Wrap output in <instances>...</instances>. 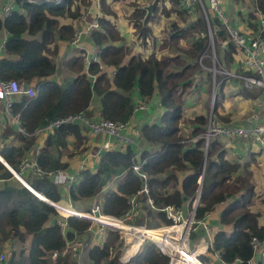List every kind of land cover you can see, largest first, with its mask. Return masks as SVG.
I'll list each match as a JSON object with an SVG mask.
<instances>
[{
    "label": "trees",
    "instance_id": "trees-1",
    "mask_svg": "<svg viewBox=\"0 0 264 264\" xmlns=\"http://www.w3.org/2000/svg\"><path fill=\"white\" fill-rule=\"evenodd\" d=\"M120 1L123 0L97 1L101 13L96 19L99 30L89 34V41L98 49V62H90L85 67L83 52L73 55L62 63V68L73 77L65 84L58 85L47 80L55 73L52 59L58 53V43L71 40L74 30L68 21L79 20L91 0H60L57 3L55 0H11L14 9L4 17L0 16V31L6 33L0 56V79L35 82V97L14 103L9 117L17 116L22 130L30 134L38 127H45L68 115H88L87 110L94 97L98 101L96 121L124 123L133 116L134 93L143 103L156 97L161 108L157 122L144 123L138 131L141 142L157 147L155 150H141L138 153L139 158L144 160L142 172L147 177L146 185L153 206H173L178 209L185 201L189 204L195 196L199 186L197 182L201 177L195 219L201 220L206 214L213 212L216 205L226 202L218 220L221 226H230V231H211L208 249L212 259L198 256L197 261L202 264L211 261V264H219L220 261L231 264L238 260L245 264L252 257L251 238L259 243L264 240V225L258 224L259 214L251 210V201L255 197L254 186L250 182L251 170L247 171L243 167L242 173L237 175L241 167L235 162L226 161V150L219 143V138L209 141L206 151H203L205 116H182L185 101L183 97L188 91L194 90L193 80L210 67L207 38L199 36L206 31L200 9L198 6L193 8L192 21L183 27L188 15L182 9L180 1L166 0L167 5L169 2L172 4L170 10L165 8V3L160 5V15L168 17L173 14L177 17L168 31L170 44L176 46L179 42H190L182 52L184 60L177 56H157L148 47L154 43L152 39L146 40L151 32L149 24L155 17L157 3L161 0L148 2L151 14L143 24L140 21L144 11L140 7L134 8L129 16L130 22L134 23H130L132 34H138L142 52L133 53L124 46L123 38L111 21L115 16L113 5ZM225 2L223 0L224 9ZM250 5H255L264 13V0H253ZM206 13L209 14V11L205 10ZM209 15L210 28H217L212 35L217 63L228 70L234 68L232 73L252 75L242 67L237 48L230 43L224 51L219 47L222 41H226L225 29L216 18ZM245 22L246 34L255 33L257 24L254 15L247 14ZM149 49L150 52L147 53ZM199 58L200 64L197 62ZM105 69H110L112 75H108ZM205 76L208 79L210 75L206 72ZM229 81L239 85V95L242 98L254 99L236 80L222 79L216 82L217 91L211 115L220 124L229 123L227 116L223 117L218 113L222 106L225 82ZM87 118L92 120L90 116ZM181 129L187 132V138L181 135ZM86 135V129L78 124L58 126L45 138L43 146L35 155V165L40 174L27 170L21 178L34 192L52 204L58 203L62 194L72 203L96 198L99 189L112 178H120L113 190L101 195L98 205L102 215L120 218L127 210V198L135 194L142 185L140 179L131 172L136 152L132 147L117 145L100 152L94 159V169H91V164L84 167L76 174L75 183L67 188L52 183V176L56 171L65 172L68 169V163L61 162L59 158L61 152L68 148V140L70 151L65 157L67 160L87 150ZM34 137L17 133L8 123L0 134L1 140L10 138L17 142V145H0V159L15 173H18L20 160L33 148ZM191 139L194 141L191 142ZM168 170L188 173L177 184L173 175L165 176ZM11 179V173L0 163V181ZM172 183L174 185L170 187ZM13 185L4 184L0 189V251L5 242L13 243L10 246L14 248L17 246V250L10 253L6 264H49L48 259L52 254L56 255L52 264H68L67 258L61 257L60 252L66 241L87 231L89 222L75 217H68L63 221L53 207L39 200L23 185ZM260 199L264 202V196ZM145 209L147 217L162 225L169 224L161 212L152 213L147 207ZM56 220L64 223V235ZM113 235L116 240V234ZM194 238L195 234L191 233L189 239ZM27 242L28 245L25 246ZM112 245L106 242L102 246L93 244L87 252V261L90 264H117L114 255L117 246L114 251ZM195 250L193 252L196 255L202 253L201 250ZM168 262V258L153 244L144 242L131 264Z\"/></svg>",
    "mask_w": 264,
    "mask_h": 264
},
{
    "label": "built area",
    "instance_id": "built-area-1",
    "mask_svg": "<svg viewBox=\"0 0 264 264\" xmlns=\"http://www.w3.org/2000/svg\"><path fill=\"white\" fill-rule=\"evenodd\" d=\"M60 0H55V2H59ZM98 0H94L88 8H86L81 16L80 26L76 27L73 32V36L70 41H68V50L70 55H78L81 53L80 39L84 36L89 37V34L93 31H98L99 26L97 25L96 19L99 18L100 12L97 4ZM181 7L185 11L187 15L191 14L193 8L198 6L202 12V16L207 23L205 10H208L212 13L213 17L218 20L220 25H222L225 29L226 33V41H222L219 44V47L224 51L227 47V44H232L235 48L240 51L241 63L242 67L245 71L252 73V75L245 76L243 74L237 73H228L224 70V68L220 67L218 74L223 76V79H233L240 83L241 87L248 92L253 90H258L261 93V104H262V112L259 116V120L253 124L249 125H239L233 123H224L220 124L218 121L211 119L210 115L206 119L205 127L202 133L203 138V151H206L208 142L213 140L214 138H227V139H239L241 141H250L255 143L260 148L264 149V13L258 10L255 5L253 6L252 13L255 17V21L257 24L255 33L252 34H241L238 30L231 27L226 18V14H224L222 4L223 0H208L209 7L208 9H204L202 0H180ZM13 6L4 4L0 7V16L7 15ZM217 31L216 27L209 28L208 31L204 34H199L200 37L205 36L208 41L209 47V60L215 58L214 47L212 43V35ZM98 49L94 51L92 56L88 59L84 60V65H88L90 62H98ZM200 64V58L197 61ZM103 68H101L102 70ZM204 69V68H202ZM110 70V69H109ZM108 70V71H109ZM207 70V69H205ZM214 70L211 71L214 74ZM112 71L110 70L109 75H112ZM35 84L34 82L25 83L23 81H3L0 79V110L4 113L9 119L10 124L14 127L15 131L23 136L30 135H39L45 134L51 135L53 130L58 126L63 124H78L81 127H84L87 132V137L90 138L99 133H103L108 140L102 142L99 146L98 153L107 151L109 149L115 148L117 145L136 147L135 139L131 137H127L124 135L126 131L129 130V120L124 123H106L102 121H90L87 118H84L83 115H68L63 118H59L55 121L50 122L45 127H38L30 134L25 133L19 125L18 117L11 116L10 110L14 103H20L24 98H33L35 97ZM213 96L210 101V111L212 109L213 104ZM146 103H139L133 109L134 112H138L145 108ZM194 139H191L193 142ZM141 150L136 149L134 153V162L131 166V172L137 176L142 185L138 191L135 192L132 196L128 197L126 200L127 210L123 213L120 218H114L111 216H104L100 213L98 206H94L89 212L77 213L72 210L69 201L67 200V205L62 207L59 203H54V210L62 218L64 221L68 217H75L77 219L85 220L89 222V227H97V234L103 235L105 232L113 233L117 229L128 228L132 229L133 221L138 217L140 212L139 209V197L144 198V202L147 207L151 210L161 212L165 218V220L169 221L168 225H162L154 230H146L143 227H137V229H142L145 232H149V238H145L144 240H148L146 242H150L153 244L158 251L166 256L169 260V264L171 263V258L169 255L168 248L163 244L164 241L167 240L169 243L176 244L177 238L179 236H183L185 239V243L189 248L188 240L189 235L191 233L195 234L196 225L200 224L201 220L195 219V208L198 203V198H194L188 211L174 208L173 206H163L161 208H155L152 204V201L149 197L148 188L146 185L147 177L144 172H142V166L144 164V160L139 158V152ZM95 155H92V157ZM35 160L27 161L26 158H22L18 164V173L19 175H23L27 170L32 173L40 174L39 170L36 168ZM84 169L83 161L79 163L77 166V171L74 174H67L66 172L56 171L52 176V183L56 186H68L70 184L75 183L76 174L79 171ZM199 195V194H198ZM59 208H64L68 213L59 212ZM205 216H208L207 214ZM204 216V218H205ZM56 223L60 227H64L63 222L56 221ZM118 226L120 228H118ZM180 228L181 233L176 238L174 229ZM121 235H118V239L120 241H125L124 231L121 230ZM168 235L167 238H164L163 235ZM161 238L163 241L159 242L158 239ZM154 239V240H153ZM143 240V241H144ZM141 241V243L143 242ZM207 245H209L208 238L204 241ZM139 244V248L140 245ZM264 240L259 243L254 238L250 240V246L252 249V257L245 263H251L252 259L257 257L256 260L264 259ZM81 247V244L74 241H66L64 248L60 252L61 257H65L67 254H71L72 257L77 253L78 248ZM14 251L13 247H10L4 252H0V264H6V261L10 255V253ZM56 257L55 254L50 255V259L54 260ZM196 258V257H195ZM220 264H224L220 261ZM231 264H241L240 261L235 260Z\"/></svg>",
    "mask_w": 264,
    "mask_h": 264
},
{
    "label": "crops",
    "instance_id": "crops-1",
    "mask_svg": "<svg viewBox=\"0 0 264 264\" xmlns=\"http://www.w3.org/2000/svg\"><path fill=\"white\" fill-rule=\"evenodd\" d=\"M3 4L10 5L11 7L13 6L11 0H2L0 2V5H3ZM147 5H149V4H147ZM252 5L250 6L251 8H252ZM111 7H112V5H111ZM13 9H14V7H13ZM236 9H237V11L234 12L235 13L234 15H233L232 8H231V10L228 7H227V9L226 8L224 9L226 11L225 16L228 20V23L235 28L237 27V25L242 26V27L244 26V28H245L244 31H247L246 22H245L246 17L243 15L240 7H236ZM250 12H251V9H250L249 13ZM249 13H246V16ZM114 14L116 15L115 11H114ZM251 14H253V13L251 12ZM100 15H101V13H100ZM236 18L238 21L236 20ZM189 19H191V21H192V18L189 17ZM111 21L115 24L116 29L118 30L120 36L123 38V43L127 44V40H131L133 37V35H131L132 29L128 26L127 21H125L126 22L125 24H121V25H117L112 18H111ZM68 24L70 26H72L73 29L75 26L76 27L80 26V23H78V22L75 23V21H68ZM161 29H162V27L156 28L157 32H160ZM152 33L155 36V33L153 31H152ZM5 37H6V33L0 31V56H2V44L5 40ZM68 44L69 43L67 41L63 42V43H58V53L53 58L54 60L57 59L58 61H61L63 59L61 61V68H62V63L73 56V55L69 54ZM80 46H81V51L83 52V56H84L83 59L84 60L90 58L92 56V54L94 53V51L97 49L91 45V43L89 41V37H86V36H84L80 39ZM84 60H83V64H84ZM62 69L64 70V68H62ZM108 70L109 69H105L104 71L109 75L110 70L109 71ZM57 73H58V70H56L55 73L47 80L54 81ZM64 73H66L65 70H64ZM66 74H68V73H66ZM201 74L198 76L200 79H201ZM205 86H206L205 83H202L199 85V88L197 90V92L200 93L199 95L201 96V99H204V100L206 99V98H204V94L206 93V91L203 92L202 90H205ZM238 88H240L238 84H236L234 82H230V81L226 82V85L223 89L224 95L222 98L223 99L222 100V106L218 110V113H220V115H222L223 117L227 116L229 123L239 124L242 126L253 124L259 120V116L262 112L261 93L260 92L255 93V91L249 92L250 94H252L254 99H252V98L244 99L239 95L240 90ZM133 95H134L133 104H134V107H136L139 103H141V101H139V99L135 93ZM195 95L196 94H192L188 98H185L184 99L185 100L184 106L185 105H194L195 103H197V106H199L201 104V102L200 101L198 102L196 100V98L194 99ZM93 99H95V98L93 97L91 99L89 108L87 110L88 115H86V116L83 115V117L87 118V116H90L92 118V120H90V121L95 122L97 110H98V101H97V99H95V101L97 103L94 104V102L92 101ZM206 101H207V99H206ZM92 104H93V107H92ZM184 106H183V108H184ZM209 106H210V103H209ZM190 107L191 106L185 107V108L189 109ZM195 109H198V108H195ZM189 110H191V109H189ZM159 112L161 113V108L159 107L158 99L156 97H154L150 101L146 102L145 108H143V110L133 113V116L129 119V130L124 133L125 136L135 139L136 147H132L133 151H136V149H138V150H155L157 148L156 146H151V145H148V144L141 142L138 139V131H139V128L141 127L142 124H144V123L152 124L153 118L158 119L159 117H157V116H158ZM200 115H203V114H200ZM155 122H157V120H155L153 123H155ZM6 123L11 125L10 119L7 118V116L4 113H2L0 110V134H2V132L5 130ZM46 137H47V135L45 136V134L35 135L33 148L30 149L24 155V158H26L27 161L33 160L35 158V155L37 154L38 150L43 146V143H44V140ZM86 137H87V135H86ZM86 139L88 140V142L85 144V146L87 148V150L85 152L78 154L77 156H75L69 160H67L65 158L66 155L62 154V152H64V151L61 152V154L59 156V158L61 159V162H67L68 163V169L65 171L67 174L76 173L77 166L79 165V163L81 161H83V165L85 168H86V166H89V164H91L90 167L93 170L95 163H96V161L94 159H96L98 157V154L100 153V152L98 153L99 146L102 144V142L108 140V138L103 133L96 134V135L91 136L90 138H86ZM218 141L222 145L223 149L226 150V152H225L226 161L227 162H235L241 167L240 170L237 172V175H240L242 173L243 167L248 166V168L251 170L250 182L254 186V193L256 194L257 191H260L261 193H258V195L256 197H258V196L263 197L264 196V167L263 168L256 167V168H254L255 170H253L252 165H260L262 163L263 159L260 160L258 155L264 154V149L260 148L255 143H252L250 141H241L239 139L220 138V140L218 139ZM1 144L2 145H9V144L17 145V142L13 139L7 138L5 140L0 139V145ZM67 147L68 148L65 151L69 152L70 151V140H68ZM92 155H95V156L92 157ZM87 161H88V164H87ZM180 172L185 173L187 171H180ZM17 174H19V173H17ZM174 174L175 173L170 174V175L178 177ZM24 175H20V176H24ZM182 177L183 176L179 175L178 180L176 179L177 184L180 182ZM119 180H120V178H113L110 182H108L104 186L105 188L102 187L101 189H99V191L97 193H102V192L106 193L108 191L113 190L115 188V186L117 185ZM262 181H263V183H262ZM13 183H16L17 185L22 186L20 181L16 177L12 176V179L9 181H6V182L0 181V189L2 188V186L4 184L13 185ZM177 184H175V188H177ZM104 193H102V194H104ZM102 194H97L95 201L93 203H91L90 205H85L86 204L85 202H87L90 199H85V200L77 202L78 207L75 206V210H73V211H75L77 213H83L87 210V208H89L91 206L92 207L98 206L99 202H100V197ZM67 200L68 199L66 198V196L62 194V197L59 201V204L62 207H64L65 206L64 203H66ZM256 200L257 199H252V201H254V202H257ZM260 200H262V199H260ZM192 201L189 204L187 201H185L183 204H181L180 209L188 211ZM142 205L144 206L143 208H141ZM258 205L259 204L254 203L253 208L251 210L254 213H258V214L260 213L259 218H258V224L264 225V210L260 209ZM224 206H226V202H223V203L216 205L214 207L213 212H211L210 214H207L208 216H205V218L202 219L200 224L196 225V229H195V237L196 238H194V241H193L194 243L192 245V249L193 250L198 249V250L202 251V253H200L199 255H196V257L202 256V257L212 259L211 254L209 253L208 245L204 242L205 240H207V238H209V234L211 231L220 230V229H224L227 232L230 231V226H221L219 223V220H218L219 213L224 208ZM145 207H147V205L145 204L144 199H141L139 197L140 212L146 213L144 215H146V217H147V212H146ZM60 209L63 211H66L64 208H60ZM148 210L151 211L152 213H158L157 211L151 210L149 208H148ZM139 218L141 219L140 216L136 217V219H139ZM136 219L132 223L139 222ZM153 220L157 224H154L152 226H154L155 228L162 226L161 222H158L155 219H153ZM56 221H58V220H56ZM206 221H209V224L203 225ZM50 222H51V220H49L48 223H50ZM61 228H62V234L64 235L66 233V229H65V227H61ZM228 228H229V230H228ZM204 230H206V232ZM199 234L201 236H199ZM108 235H109V232H105L101 236L98 235L97 234V227L91 226V227H89V229H87V231L84 234H82L80 236L73 237V239H71L70 241L80 243L81 247L78 248L75 256L71 258V263L68 262V264H83L84 260H85L84 264L85 263L90 264L89 261H87L88 250L91 248V246L93 244H97V245L102 246L103 243H105L107 241ZM139 237L141 238V236H139ZM105 239H106V241H105ZM120 240H121V238H120ZM123 242L124 243H123L121 250H120V252H121L120 263L121 264H131L133 257L139 253V250L141 248L138 247V249L136 251L137 254L135 253V255H133L132 257L127 258V259H122L123 258L122 250H123V246L126 242V239ZM106 243H108V242H106ZM5 244H8V246L6 247ZM5 244L1 247L2 251H0V252H4L7 249H9L10 247H13V246H10L13 244L11 242H8ZM27 245H28V242L25 243V246H27ZM262 248H264V245H262ZM14 249H17V248H14ZM67 257L68 256H65L64 258H67ZM256 258L257 257L255 256V258L252 259L251 263H249V264H256L259 261H261V263L264 262V259L263 260H256ZM49 260H51L50 257H49L48 261ZM51 261L53 263L54 260H51ZM210 263H212V261ZM219 264H220V262H219Z\"/></svg>",
    "mask_w": 264,
    "mask_h": 264
},
{
    "label": "rangeland",
    "instance_id": "rangeland-1",
    "mask_svg": "<svg viewBox=\"0 0 264 264\" xmlns=\"http://www.w3.org/2000/svg\"><path fill=\"white\" fill-rule=\"evenodd\" d=\"M94 0H91L90 4L93 2ZM150 0H123V1H120V2H117L113 5V10L115 11L116 15L114 16L113 20L115 21V23L117 25H121V24H125L127 21L128 23V26L131 28V25L130 23L134 24L133 22H130L131 20L129 19V16L130 14L132 13V10L136 7H143L147 4H149ZM180 0H178L179 2ZM225 8L227 9V7L231 10L232 8V11H233V15L235 14L234 12L237 11L236 7H240L241 8V11L243 13V15L246 17V13H249L250 9H251V12L253 10V7L251 8L250 6V3L251 1L253 0H225ZM161 3H165V8L170 10V7L172 6V4L169 2V4L167 5L166 4V0H161L160 3H157V12H156V15L155 17H153L152 21L150 22L149 24V29H151V32H150V35L148 34V37H147V41H150V39H152V42H154L151 46L149 45L148 47H151L152 48V51L155 52V54L157 56H163V57H175L177 56L178 58L180 59H184L185 60V56L183 55V51H185V48L187 47V45L190 44V42L188 41H185V42H179L176 46L173 45V44H170L169 42V32L171 30V27H170V24L177 21V17H174L173 14H170L168 17H164L163 14L160 15V11H161ZM8 4V3H7ZM4 5V4H3ZM2 5H0L1 7ZM87 7V6H86ZM85 7V8H86ZM89 7V6H88ZM87 7V8H88ZM224 11V14H225V10L223 9ZM247 11V12H246ZM250 12V13H251ZM240 13V12H239ZM249 13V14H250ZM200 16L202 17V12L200 10ZM209 14L212 15L211 12H209ZM208 13H206V19H207V23L205 22V19H204V22H205V26H206V32L208 31V29L210 28V15ZM237 14V13H236ZM83 15V13H82ZM190 18L192 17L191 14L188 15ZM213 16V15H212ZM189 17H186L185 18V21L183 22V27L184 26H187L190 24L191 22V19H189ZM80 20H77L76 22L80 23ZM179 20V19H178ZM237 20V18H236ZM238 21V20H237ZM75 22V23H76ZM230 25V24H229ZM231 27H233L232 25H230ZM157 27H162V29L160 30V32H157L156 28ZM76 28V26L74 27V29ZM153 28V30H152ZM235 28V27H233ZM132 29V28H131ZM236 30H238L241 34H246L247 31H244L245 28L244 26H238L235 28ZM152 31L155 33V36H153L151 33ZM133 35L132 39L131 40H127V44H124V46H126L130 51H133V53H137V52H142V45L140 44L139 42V39L137 38V35L138 34H131ZM194 39V38H193ZM213 45V41L211 43ZM214 47V46H213ZM215 51V49H214ZM150 52V49L147 51V53ZM215 54V52H214ZM63 60V59H62ZM61 60V61H62ZM217 58H216V54H215V58L212 59L210 61V67L209 68H206L207 71H203V73L201 74V79L199 77H196V76H192V77H196L194 80H193V84H194V90H190L187 92V94L183 97L184 99L185 98H188L190 95L192 94H196L194 96V99L196 98V100L199 102H201V104L199 106H197V103H195L194 105H185L184 108H182V116L184 118H192L196 115H200V114H203V116H205V119H207V117L210 115L211 119H214L216 120L214 117H212L211 115V111H210V106H209V103L211 101V97L213 96V99H214V95L216 93V88H217V85H216V82L220 81L223 79V76L218 74L217 72L219 71L220 67L224 68V70L228 73H232L231 71L234 70V68H230V70H228L227 68L223 67L222 65H219L217 63ZM53 61V65L55 67V71L58 70V73L56 74L55 76V79H54V82L57 83L58 85H62V84H65L66 82L70 81L72 76L69 75V74H66L64 73V70L61 68V61H58L57 59H52ZM214 70V74L211 73V71ZM208 72L209 73V78L207 79L206 76H205V73ZM201 80V81H200ZM229 79L225 78V81H227ZM205 83V90H202L203 92L206 91V93L204 94V98L206 99H201V96L199 95L200 93L197 92L198 88H199V85L202 84V83ZM225 85H226V82H225ZM255 91V93H258L259 91L258 90H253ZM252 92V91H251ZM203 97V96H202ZM96 99V98H95ZM95 99H93L92 101L94 102V104H96L97 102L95 101ZM191 106L189 109L188 108H185V107H189ZM92 107H93V104H92ZM195 108H198V109H195ZM212 110V109H211ZM160 116V112L158 114L157 117ZM157 120V118H153V122ZM217 121V120H216ZM152 122V123H153ZM206 123V122H205ZM205 127V125H204ZM181 135L184 137V138H187V132L182 130L181 129ZM220 140V138H219ZM62 154L64 155H67L68 152L64 151L62 152ZM258 157L261 159H263L262 163L260 165H252V168L253 170H255L254 168L258 167V168H263L264 167V154H259ZM259 160V161H260ZM250 166V165H249ZM247 168V171H249L250 169H248V166L246 167ZM175 173L174 175L178 176V177H175V179L178 180L179 178V175L180 176H185L188 172H185V173H181L180 171L178 170H168L166 173H165V176L166 175H169V174H173ZM183 178V177H182ZM181 178V179H182ZM113 179V178H112ZM111 179V180H112ZM110 180V181H111ZM109 181V182H110ZM263 183V181H262ZM14 186H17L16 183H13ZM174 185V183H172L170 185V187H172ZM68 186L66 185L65 188H67ZM105 188V187H104ZM104 193V192H102ZM102 193H97V194H102ZM258 193H261L260 191H257V193L255 194V197L253 199H257L256 201L257 202H254V201H251V209L253 208V204H259V208L264 210V202H261L260 200V197H256L258 195ZM95 201V198L93 199H90L88 200L87 202H85L86 204L85 205H90L91 203H93ZM59 203V202H58ZM72 210H75V206H77V203H72V202H69ZM64 205L66 206L67 203H64ZM144 206L142 205L141 208H143ZM93 207H89L87 208L86 211L88 210H91ZM57 212V211H56ZM142 214V215H141ZM146 213L144 212H139L138 214V217L140 216L141 219H136L138 220L139 222H134L133 223V227H143L145 228L146 230H154L155 227L152 226L154 224H157L153 219L149 218V217H146V215H144ZM260 214V213H259ZM141 220V221H140ZM145 221V222H144ZM209 224V221H206L203 225H208ZM229 230V228H228ZM206 232V230H204ZM116 234V240L114 239V235L113 234ZM121 235L122 231L117 229L116 231H114L113 233L109 234L108 237H107V241L105 239L106 242L108 243H112L113 245V250L115 251V248L117 246V250L116 252L114 253V255H116V263L117 264H121L120 263V250H121V247L123 245L124 242L120 241L118 239V235L119 234ZM201 234V233H200ZM199 234V236H201ZM197 235V234H196ZM196 238V237H195ZM137 239H139V234L137 235ZM144 240V239H143ZM142 240V241H143ZM148 240H144L141 245H140V248L141 246L144 244V242H146ZM194 239H189L188 240V245H189V248L191 249L192 248V245H193V242ZM7 243V242H5ZM4 243V244H5ZM3 244V245H4ZM5 246L7 247L8 244H5ZM5 247V248H6ZM90 247V246H89ZM4 248V249H5ZM15 248H17V246H15ZM17 249H15L16 251ZM196 252H198L199 250L196 249L195 250ZM137 254V253H136ZM71 254H67L66 256L67 257V261L71 263V258L72 256H70ZM51 260L48 261L49 264H52V261L50 262ZM85 261V260H84ZM84 261H83V264H84ZM200 263V262H199ZM86 264V263H85ZM202 264V263H200ZM209 264V263H207ZM211 264V263H210Z\"/></svg>",
    "mask_w": 264,
    "mask_h": 264
},
{
    "label": "bare ground",
    "instance_id": "bare-ground-1",
    "mask_svg": "<svg viewBox=\"0 0 264 264\" xmlns=\"http://www.w3.org/2000/svg\"><path fill=\"white\" fill-rule=\"evenodd\" d=\"M61 213H68L67 211H63L60 209ZM118 228H120L118 226ZM120 230L124 231V235H125V239L126 242L123 246V250H122V255L123 258L122 259H127L132 257L133 255H135L139 244L141 243V241L145 238H149L151 237L149 234V232H145L142 229H137V227H132V229H128V228H121ZM144 233V234H143ZM174 233H175V237L177 238L179 236V234L181 233V229L180 228H175L174 229ZM139 234V236H141V238L139 237V239H137V235ZM164 238H167L168 235H163ZM154 240V239H153ZM139 241V242H137ZM159 242H162L163 240L161 238L158 239ZM177 243L173 244V243H169L167 240H165L163 243L169 251V255H170V260L171 263L170 264H200L197 260H196V254H194L193 249H188L186 243H185V239L184 237L181 235L179 236V238H177ZM177 262V263H176Z\"/></svg>",
    "mask_w": 264,
    "mask_h": 264
},
{
    "label": "water",
    "instance_id": "water-1",
    "mask_svg": "<svg viewBox=\"0 0 264 264\" xmlns=\"http://www.w3.org/2000/svg\"><path fill=\"white\" fill-rule=\"evenodd\" d=\"M202 3H203V7L204 9H208L209 7V3H208V0H202ZM141 9L144 11V15H143V18L141 19V24H143L144 20L151 14V6L150 5H146V6H143L141 7ZM0 163L11 173V175L13 177H16L20 183L26 188L28 189L30 192H32L39 200L47 203L48 205H50L51 207H54L55 205L52 204V203H49L47 202L40 194L34 192L27 183H25V181L21 178V176L17 173H15L12 169H10L1 159H0ZM200 182H201V177L198 179V188L196 190V193H195V197L194 198H198V194H199V190H200ZM60 209V208H59ZM169 264V263H168Z\"/></svg>",
    "mask_w": 264,
    "mask_h": 264
},
{
    "label": "clouds",
    "instance_id": "clouds-1",
    "mask_svg": "<svg viewBox=\"0 0 264 264\" xmlns=\"http://www.w3.org/2000/svg\"><path fill=\"white\" fill-rule=\"evenodd\" d=\"M197 260V259H196Z\"/></svg>",
    "mask_w": 264,
    "mask_h": 264
}]
</instances>
